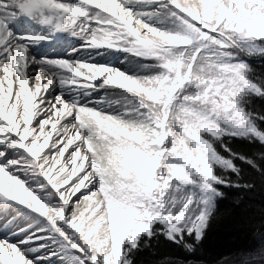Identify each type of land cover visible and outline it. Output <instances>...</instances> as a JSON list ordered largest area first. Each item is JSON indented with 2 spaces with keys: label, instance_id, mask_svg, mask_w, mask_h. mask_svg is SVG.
<instances>
[{
  "label": "snow or ice",
  "instance_id": "6c2138e0",
  "mask_svg": "<svg viewBox=\"0 0 264 264\" xmlns=\"http://www.w3.org/2000/svg\"><path fill=\"white\" fill-rule=\"evenodd\" d=\"M0 264H264V0H0Z\"/></svg>",
  "mask_w": 264,
  "mask_h": 264
}]
</instances>
